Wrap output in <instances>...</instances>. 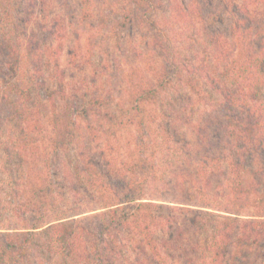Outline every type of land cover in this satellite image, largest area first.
Wrapping results in <instances>:
<instances>
[{"label":"rangeland","instance_id":"374dc122","mask_svg":"<svg viewBox=\"0 0 264 264\" xmlns=\"http://www.w3.org/2000/svg\"><path fill=\"white\" fill-rule=\"evenodd\" d=\"M251 9L254 16L264 12V7ZM230 30L231 17L220 0H0V43L5 41L10 52L6 60L16 58L18 70L11 76L0 65V244L12 231L9 224L21 223L13 207L23 195L37 197L42 206L45 200L54 209L82 208L75 219L94 231L109 210L98 208V199L117 185V175H134L145 197H154L164 206L162 214L176 220L154 235L161 259L143 248L142 234L130 223L105 230L108 234L98 238L105 264L208 263L211 244L227 229H219L226 217L237 223L222 264H264V236L253 240L251 233V244L243 234L239 237L246 223L261 221L264 215H257L253 193L250 200H237L239 194L232 193L229 114L207 74L221 71L222 60L218 66L214 50L218 44H231ZM217 34L220 41L214 46L212 35ZM175 61H186L189 67L182 80L149 103L132 101L133 89L140 91L143 81L165 65L172 70ZM189 79L200 94L191 92ZM16 82L30 88L26 101L17 98ZM65 95L97 99L88 118L93 129L87 119L82 121L67 150L55 146L52 123L54 101ZM25 104L34 109L26 114L29 123L21 122L25 147L18 144L13 151L23 130L17 115ZM56 105L61 109L64 102ZM260 129L264 132V118ZM87 142L91 159L85 155L81 162L79 152ZM263 159L257 155L256 163ZM83 179L89 180L85 187ZM246 179L248 185L257 182L259 190L264 188V170L257 166ZM47 187L49 196L43 192ZM128 206L120 208L125 212ZM44 261L67 264L68 258L54 253Z\"/></svg>","mask_w":264,"mask_h":264},{"label":"trees","instance_id":"16d2710c","mask_svg":"<svg viewBox=\"0 0 264 264\" xmlns=\"http://www.w3.org/2000/svg\"><path fill=\"white\" fill-rule=\"evenodd\" d=\"M220 1L231 17L230 39L232 41L229 46L220 47L218 42L221 35H212L213 40H215L214 46L218 44L216 45L218 51L215 52L214 50V53H216L215 58L217 57V60L220 59L217 62L218 66L221 60L222 62L219 73L215 71L214 73H207L210 77L208 80H210L213 88L221 93L225 110L229 114V136L231 139V143L229 144L228 142L230 148L229 161L233 171L232 175L235 176L231 183L232 193L239 194L234 196L237 200L243 199V197L250 200L248 195L253 193L252 198L259 208L257 215L260 217L264 215L262 214L264 212V188L259 190L258 187L260 185L257 182H250L248 185L246 176L250 173L252 166H257L260 171L264 170V159L260 160L258 164L256 163L257 155L264 158V132L260 129V123L264 118V112L260 111L261 108L264 110V12L262 11L260 16H254L253 12L256 11L251 9L252 6L263 8L264 0ZM58 22L55 21L54 24L56 25ZM150 23L155 22L152 21ZM9 53L5 41L1 42L0 65L4 63L7 66L8 73L6 74L12 76L14 72L17 76L18 70L14 67L16 58L13 61L6 60L5 56H8ZM173 65L174 68L172 70H170L169 64L165 65L151 79L143 81L144 87L140 91L133 89L131 91L132 101L149 103L158 98L169 86H174L176 82L182 80V73H184L185 67L189 68L187 62L185 61L181 64L175 61ZM191 80L189 79V83H187L192 88L191 92L200 94L202 91L195 84H190ZM225 81L226 84L224 83ZM227 81L231 85H228ZM14 86L17 98H23L26 101L28 94L31 93L30 88L27 89L23 87V83L17 82ZM239 88L241 89L240 92ZM60 101L64 102V107L61 109H59V105H56ZM60 101H54L52 123L56 131V137H53V141L57 148L67 150L70 148V143L75 140L77 129L82 121L87 119L89 128L93 129L88 118L90 114L92 115L95 112L92 111V108L95 107L97 99L88 98L87 95H80L79 97L75 95L73 98L65 95ZM90 103L92 104L88 105ZM25 106V109H21L17 115V118L20 119V123L18 122L19 127L22 126V123L26 125V121L27 124L29 123L26 114L34 110L33 107H29L27 104ZM24 128L23 126L20 127L22 134L20 135L19 133L17 135L18 140L17 142L14 141L13 151L18 150V144L21 147H25L22 142L26 138ZM202 139L203 137L200 138L201 141ZM233 141L234 145H232ZM222 142L226 141L223 139ZM88 144L87 142L84 145L85 151L81 149L82 152H79V154L83 153L81 162H84L85 155L87 160L91 159L92 147ZM104 150L101 149L99 153L103 155L105 153ZM19 156L22 161V155ZM87 160H85L86 165L93 166L91 165L92 162ZM89 171L91 170L89 169ZM91 173L94 172L92 171ZM117 179V185L114 184L113 187L110 185L108 195L103 196V199H98L100 200L98 208H108L109 210L105 213L106 220L98 224L97 229L94 231L87 223L75 219V216L83 212L80 207L69 206L65 209L57 207L54 209L50 208L49 205L46 206L45 200L44 206L39 205L36 202L38 200L37 197L34 199V196L25 197L23 195V200L20 197L17 204L13 207V213L20 218L17 222L21 223H16V225L9 224L10 227L8 229L12 231L5 238L4 243L0 244V253H2L0 254V264H9L7 263V257H10V261L12 260L11 264H45V256L54 253L68 258L67 264H105V249L98 238L103 239L108 234L105 230L124 226L125 222L130 223L133 229L142 234L146 244L143 245V248L148 247L150 249L152 258L161 259L160 256L163 254L161 246L157 243L154 235L158 228L164 229L160 228L161 226L164 227V224L175 223L176 216L168 215L165 217L162 214L163 212H161V207L164 206L158 203L154 197H145L146 191L144 188L138 185L137 188L136 184H134V181L137 182L139 180H136L134 175H131L129 179L117 175ZM87 181L89 183L87 179L81 180L83 187H85L84 183L86 184ZM48 190L49 187L43 190L46 196H49ZM122 204L129 205L128 209L130 211L124 208V212L120 208V206H124ZM90 210L92 209L90 208ZM229 210L237 214L240 213L239 209L237 211H233L234 209ZM27 218H31L32 221L27 223ZM222 222L223 225L219 229H222L224 225H226L227 229H222L217 239L211 244V261L205 264H222L223 250L229 246L232 235L231 229L236 226L235 223L237 221L234 218L226 217V220ZM246 224L247 228L244 225H240L241 228L244 226L242 228L244 233L242 230L239 233V237L240 234H243L242 238L246 242L251 244L252 234H254L253 240H255L257 235L262 234L264 236V219L251 221ZM91 235H93L94 239L90 237ZM162 262L165 264L164 261Z\"/></svg>","mask_w":264,"mask_h":264}]
</instances>
